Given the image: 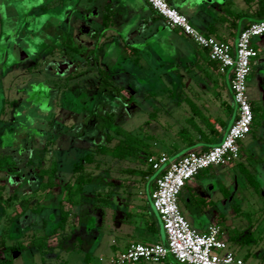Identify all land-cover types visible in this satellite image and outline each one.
<instances>
[{"label":"rangeland","instance_id":"obj_1","mask_svg":"<svg viewBox=\"0 0 264 264\" xmlns=\"http://www.w3.org/2000/svg\"><path fill=\"white\" fill-rule=\"evenodd\" d=\"M74 6H77L75 0H0V154L15 148L19 157L24 159L34 157L33 161L37 164L36 152H27L25 157V147L32 143L33 137L37 136L40 140L42 137V141H50L45 155V165L49 166L56 161L58 181L65 182L69 172L74 171V165L85 154L90 153L93 155V162L85 163L83 171L107 179L106 184H96L93 189L102 194L113 193V202L110 206L99 207V210L92 209L88 202L83 204L81 216L86 221V228L80 227L77 230L79 235H71V239L67 240V248L57 247L61 238L51 226H24L25 223L22 221L17 224L12 222L6 226L1 223L0 242L4 240L6 246L0 245V260L5 258L6 247L15 246L18 241L23 245V249L8 253L13 264H106L107 258L114 254L110 246L113 240H116L117 246L120 247L125 241L140 240L139 237L142 242L153 243L163 235V230L147 227L151 214L157 218V215L150 211L151 193L150 185H147L148 181L127 171L132 168L141 169L144 166L136 159L119 160L111 156L110 150L118 142L119 136H115L112 142H106L105 131L103 129L100 131L101 120L99 116L96 117L97 115L101 116L107 110L113 111L116 122L125 130L139 135L149 144L157 140L161 147L169 149L172 137L169 136L170 133L162 132V125L173 124L172 119L183 116L187 105L182 100L183 97H192L200 105L204 115L218 117L226 128L233 124L234 113L237 111L233 94L226 98L231 88V69L227 70L226 75L215 74L217 83L214 85L202 78L199 69L191 70L189 75L196 79L193 78L194 82L191 86L183 88L184 93L176 86V82L169 78L173 75L179 78L187 75L186 70H180L168 72L166 79L163 71H142L140 72L142 80L133 81L137 85L132 87L135 92L130 87H126L122 91L124 98L116 93V96L104 95L101 93L103 91L100 92L103 90L100 86L101 81H83L81 77L74 88L65 92L63 90L60 96L58 88L55 87L58 82L56 76H64L65 73L60 71L54 73L52 69H48L52 59L35 63L31 57L22 58L21 51H29L33 54L35 50L32 48L36 49V45L45 40L50 42L49 46H53L58 41H63L62 44L68 41L66 23ZM258 38L261 37L256 39ZM72 45H76V42H72ZM86 46L90 47L89 44ZM255 68L253 67L247 80L248 95L252 99L260 97L255 87L254 79H257L258 72ZM151 75L155 77L151 79ZM221 89L224 94H219ZM82 90H86V93H82ZM87 91L93 94H87ZM131 94L134 95L135 101L128 104L126 101ZM56 97L58 101H55ZM14 99L17 102L13 106ZM78 99L84 101L77 104ZM112 99L115 102H112ZM224 99L227 100V104L223 103ZM70 100H74L75 105L71 102V106L68 107L67 103ZM117 103L122 104L121 109L116 105ZM205 103L206 107L203 108L202 105ZM61 105L66 106L67 111H62ZM151 112L154 116L150 119ZM164 115L168 119H163ZM258 115L252 132L240 142L244 154L241 160L230 167L212 166L201 171V174L210 173L211 182L215 184L216 189L206 197L212 202L209 208L199 199L200 208L210 220L211 212L217 211L220 215L218 219L227 234L229 249L243 258L250 251L261 255L264 252V113L262 109L258 110ZM53 117L57 119L52 128L49 122H52ZM104 143L108 146L109 152L98 153L97 147ZM38 144L42 145L41 142ZM239 162L256 175L260 183L259 192L246 181L237 165ZM154 176V172L151 173V177ZM197 177L198 175L195 178ZM135 182L139 186L135 185ZM0 183L4 184L3 181ZM224 185L230 189V198H225L221 191ZM205 190L208 191V187ZM9 191L10 189L7 190ZM116 193L124 194L127 204L133 202L134 208L130 204L122 211L123 213L116 210L114 207L119 203L115 199ZM42 195L37 194L39 197ZM32 196L35 195H27V198ZM87 198H91V195H87ZM184 203L181 197L180 208L185 209ZM235 207L241 209L237 210ZM65 209L72 214L65 226L67 231L69 225L78 224L80 209L71 206L68 202L65 203ZM6 210L8 217L13 218L14 208L10 206ZM128 214L130 216H127ZM74 231L76 233V229ZM241 231L252 234L257 243L239 246L236 242L228 240L232 234ZM91 232L98 236V244L91 243L92 239L87 238ZM44 235L49 236L50 246L41 252L32 245L31 238ZM75 235L80 236V240H76ZM87 253H90L91 262L85 260ZM100 255H104L103 261L99 260ZM261 255H250L248 263L264 264Z\"/></svg>","mask_w":264,"mask_h":264},{"label":"crops","instance_id":"obj_2","mask_svg":"<svg viewBox=\"0 0 264 264\" xmlns=\"http://www.w3.org/2000/svg\"><path fill=\"white\" fill-rule=\"evenodd\" d=\"M167 2L179 12L186 15L191 23L201 32L205 34L211 33L210 35L227 41L231 45H235L240 31L249 23L260 20L258 18V12L264 0H167ZM75 3L77 6L72 7L70 10V16L66 23L68 25V27L66 26V31L69 35L68 38L73 43L76 42L75 46H78L82 51L79 53L70 52L62 44L63 41L55 43L53 46L56 51L50 63V68L54 72L60 71L65 73V75H68V79H71V72L74 74L83 69L85 73L81 77L84 81H101L100 86L103 87V81L99 72L100 70L108 71L114 79L112 86L130 87L133 92H135L133 88L137 86L133 81L142 80L140 79V74L142 75L140 72L142 71H163L165 72L166 79L168 72L186 70L187 75L183 78L169 75L170 80L175 81L176 86L182 89V93H184L183 88L191 86L193 84L192 82H194L193 78L196 79L195 77L191 78L189 75L193 69H199L202 73V78L208 81L209 84L214 85L217 83L214 75L220 72L206 64V59L208 58L206 57L207 53L193 43L179 29L167 25L164 19L150 7L147 0H75ZM108 8L112 13V20L105 27L103 25V17ZM248 17H254L255 19L249 20L247 19ZM87 44L90 47H87ZM254 44L258 56L252 61L250 75L253 67H256L255 69L258 70L257 79L254 80L256 81L255 87L259 91L258 80H261V75L264 74V36L256 39ZM127 48L137 49V54L127 56L125 53ZM226 73L227 71L222 74L226 75ZM153 77L155 76H150L151 79ZM75 84H77L75 80H72L68 85L74 88L76 86ZM229 91L230 93L226 95V98H229L233 94L232 85ZM87 92V94H93L91 91ZM101 93L107 95L110 94V91L105 90ZM219 94H224L222 89ZM182 100L187 103L183 116L181 115L177 119H172L174 121L173 124L166 125L163 123L162 125V132L170 133L169 136L172 137V140H170V148L166 149L165 147H161L157 140L150 143L151 150L155 154H157L156 152H164L168 155L170 161L179 159L191 150L202 151L218 144L229 129V127L226 128L220 123L218 117L213 118L212 116L204 115L201 112L202 108L192 97L185 96ZM250 101L253 102V99L250 98ZM223 103L227 104L228 102L224 99ZM193 104L196 111L192 108ZM202 107H206V103ZM202 114L210 118V127L203 123L201 119ZM162 118L168 119L166 115L162 116ZM213 128L219 131L218 136L213 135ZM199 129L201 132L198 131ZM181 130L186 132L184 137L181 136L182 133H179ZM243 155L241 146L240 160L243 158ZM230 166H224L222 168ZM17 169L18 172L16 171ZM17 169L13 174L7 173L8 175L1 179L6 184V188L10 190L18 188L23 198H27V195H35V198L41 201L45 196V192L37 191L34 193L29 189L32 186H37L38 179L30 175V185H22L25 183V178L27 177L25 161L19 160ZM162 169L155 171L153 178L150 175L144 179V181H148L147 185H150V193ZM209 174L208 172H203L197 178L189 181L180 195V200L182 197L185 201V209L181 208L182 212L184 211L183 214L193 224V227L198 230H205L212 224L223 226L218 219L220 215L217 214V211L213 210L211 212L212 217L210 220L207 219V215L200 208L202 202L205 204V207L209 208L211 200L206 197L212 190L214 191L216 189L215 184L211 182ZM135 185L138 184L135 182ZM206 187H208V191L205 190ZM221 191H223L225 198L231 197V192L227 185H224ZM37 194L43 195L39 197ZM114 195L116 201L118 200L119 202L115 207L113 206L116 210L122 212L130 204L134 208L135 204L133 202L127 204L123 196L124 194L116 193ZM199 199L201 203H199ZM150 202V211L155 213L157 218H155L154 214H151L147 227L153 230L160 229L164 231L160 217L152 206L151 198ZM57 207L56 201L52 199L49 206L40 214L33 215L31 213H25L22 217L12 222L17 224L22 221L25 223L23 224L24 226H51L53 229L59 226L60 222V214ZM13 208L15 210L14 215L21 212V208L17 206ZM235 208L237 210L241 209V207ZM127 216L130 215L128 214ZM1 223L5 225L2 217L0 218ZM80 227L86 228L85 221L81 222L80 219L78 224L67 227L66 232L68 234L71 233L70 239L71 235H79L77 233L79 231L77 230ZM75 229L76 233L74 231ZM223 233L227 237L226 232ZM75 237L76 240H80L81 238L76 235ZM87 238L92 239L91 243L98 244V236L95 233L91 232ZM138 239L141 240V237ZM133 241H125L119 247L117 246V241L113 240L110 246L113 248L114 254L108 257L107 260L109 261L116 254L120 253ZM158 241L166 242L165 231L163 235L158 237ZM89 254H86L85 260L91 262V256ZM247 255L248 257L245 260L248 262L250 255L257 256L261 254L250 251ZM103 256L100 255L99 260L103 261ZM168 259L172 261L171 256Z\"/></svg>","mask_w":264,"mask_h":264},{"label":"built area","instance_id":"obj_3","mask_svg":"<svg viewBox=\"0 0 264 264\" xmlns=\"http://www.w3.org/2000/svg\"><path fill=\"white\" fill-rule=\"evenodd\" d=\"M147 2L167 25L179 29L206 50L220 73L231 69L233 102L237 111L233 124L218 144L202 151L191 150L172 161L164 152L147 158V164L154 171L163 168L155 180L151 201L162 222L166 242H130L106 264H249L229 249L222 226L212 224L205 230L196 229L183 214L179 201L186 184L201 171L212 166H230L241 158L240 142L250 134L254 120L247 84L252 61L258 54L253 41L264 36V18L244 27L235 45H231L201 32L167 0Z\"/></svg>","mask_w":264,"mask_h":264},{"label":"trees","instance_id":"obj_4","mask_svg":"<svg viewBox=\"0 0 264 264\" xmlns=\"http://www.w3.org/2000/svg\"><path fill=\"white\" fill-rule=\"evenodd\" d=\"M258 18L263 19L264 18V3L260 5V10L258 12ZM112 20V13L108 10L104 14L103 17V25L107 27ZM211 33H207V35H210ZM70 52L79 53L82 50L75 45H72V40L69 39L68 41L64 42L63 44ZM35 50V48H32ZM204 50V49H202ZM206 52V50H204ZM127 56H133L137 54V49L127 48L125 51ZM207 53V52H206ZM208 57V56H207ZM206 64L211 66L216 71H219L218 65L211 61L209 58L206 59ZM101 74V78L103 81V90L101 91H110V93H116L119 94L121 97L124 98V94H122L123 89L125 87H115L112 86L113 82V76L108 72L104 70H100L99 72ZM55 87L59 90V95H61V92H65V90H68V87H65L62 89L61 86L58 84H55ZM80 97V95H78ZM135 97L133 94L127 98V103L131 104L135 100ZM56 101V100H55ZM58 101V98H57ZM58 103V102H56ZM252 104V110H253V125L255 124V121L258 120V108L255 106L253 102ZM193 110H195V106L193 104L192 106ZM71 109V108H69ZM64 110L67 111L66 108ZM235 115V113H234ZM100 117L101 124L100 128L105 131V141L106 142H112L115 136H119V140L117 143L113 145V147L110 150L111 156L115 159L119 160H130V159H136L140 161V163L144 166V168L137 169L132 168L128 169L127 171L131 174L139 175L141 178L145 179L151 175V173L155 172L151 166H145L147 164V158L150 155H154L155 152L151 150V145L146 142L145 139L140 137L139 135L134 134L132 131L125 130L121 125L116 123L114 115L112 113L105 114V115H97L96 117ZM153 112L150 113V119L153 117ZM202 121L204 124H206L208 127H210V118L202 115ZM37 124V123H35ZM51 126V124L49 123ZM253 129V126H252ZM13 130V129H12ZM107 131V132H106ZM201 132V130H198ZM213 135L218 136L219 131L215 128L212 129ZM179 133H182V137L185 136L186 132L181 130ZM32 143L27 145L25 147L26 154L27 152L33 151L35 153V157H37L38 163L36 164L33 160V158H23L19 157L16 153V149L13 148L11 150H8L5 153L0 154V181L8 174H13L14 172H18L17 166L19 163V160L25 161L26 164V173L27 177L25 178V183L22 185H30V175L34 176V178L38 179L37 186L29 188L32 192L42 191L45 192V196L41 201L36 200L35 196L29 197V198H23L21 194L18 191V188L14 190H10L7 192L6 184L0 183V217H4V223L5 226L8 224H11L12 221L16 220L19 217H22L25 213H31L33 215H38L42 211L46 209L47 206H49L51 200H55L57 203V208L60 214V223L59 226L55 228V233L57 232L59 234L60 241L58 243L57 247H66L67 248V240L70 238L71 233H66L65 226L67 225L69 218L71 217V212L69 210L65 209V203L68 202L73 207H79L80 209V221H85L83 217L81 216L83 213L81 212V207L83 204H86L87 202L92 207V209L99 210L98 208L105 205L110 206L112 204V195L113 193L107 192V194H102L98 191H95L93 189L94 185L96 184H106L108 181H106V178L102 179V176H92L89 173H85L84 170V164L85 163H92L93 162V155L90 153L85 154L80 161H78L74 165V171L69 172V175L65 182H58V166L56 161L52 162L49 166L45 165L46 157L45 155L48 152V146L50 145V141H42L40 138L33 137ZM42 145H39L40 143ZM45 143V144H44ZM98 153L107 154L109 152L108 146L104 143L99 145L98 147ZM237 165L240 168V171L244 175L246 181L251 185V187L256 190L257 192L260 191V183L257 179L256 175L250 171L242 162L237 163ZM17 170H16V169ZM16 170V171H15ZM8 173V174H7ZM199 173L198 175H200ZM110 184V183H109ZM24 187V186H23ZM87 195H91V198H87ZM105 195V197L103 196ZM19 207L21 208V212L14 215L13 218L8 217L9 214L7 213L6 208L7 207ZM86 224V221H85ZM222 231L225 232L224 227L222 226ZM49 236H33L31 238V243L34 247L38 249V251H45L50 246L49 243ZM229 241L236 242L239 246L244 245H254L257 243V240L253 237L252 234L246 232H237L232 234L229 238ZM0 245L5 247L6 242L4 240H1ZM23 249V245L17 243L15 246L6 247L5 251V258L3 260H0V264H13V260L8 256V253L10 251H17ZM248 255H245L244 259H247ZM261 260L264 263V254L261 256ZM144 264V263H139Z\"/></svg>","mask_w":264,"mask_h":264},{"label":"flooded vegetation","instance_id":"obj_5","mask_svg":"<svg viewBox=\"0 0 264 264\" xmlns=\"http://www.w3.org/2000/svg\"><path fill=\"white\" fill-rule=\"evenodd\" d=\"M49 44H50V42L49 41H47V40H45V42H43V43H41V44H39V45H36V49H35V52L32 54L31 52H29V51H21V57L22 58H27V59H29L30 57L31 58H33L32 60H34V62L35 63H40V62H43V61H45L46 59H48V58H50V59H52L53 58V56H54V53H55V51H56V49H55V47H53V46H49ZM257 56H258V54H257ZM45 63V62H44ZM49 70L51 69L50 68V66H49V68H48ZM54 72V71H53ZM55 73V72H54ZM85 72L83 71V69L82 70H79L78 72H76V73H74V74H72V72H71V79H68V75H64V76H61V75H58V76H56L58 79H56L58 82H56V84H58L59 86H61L62 87V89H64L65 87H69V89L68 90H70V89H72L73 87H71L70 85H68V84H70V82L72 81V80H75V82L77 83V82H79L80 81V79L82 78L81 76L84 74ZM81 77V78H80ZM261 80H258L259 81V83H258V86H259V94H260V97L258 98V99H256V98H253V103L255 104V106L258 108V110H261L262 109V111H263V113H264V74L263 75H261V78H260ZM84 81V80H83ZM59 92V91H58ZM83 92H85L86 93V90H82V93ZM109 95H111V96H116V94H114V93H111V94H109ZM61 96V95H60ZM80 98V97H79ZM55 100H57V97L55 98ZM73 101L74 100H70L69 101V103H67V106L69 107V106H71L70 104H71V102L73 103ZM82 101H84V100H82ZM81 100H77L76 101V103L78 104V102H82ZM114 100L112 99V102H113ZM16 102H17V100L16 99H14L13 101H12V103H13V106L16 104ZM115 102V101H114ZM129 104V103H128ZM73 105H75V102L73 103ZM117 106L119 105V108L121 109L122 108V104H120V103H117L116 104ZM62 106V105H61ZM117 106H116V108H117ZM62 109V111H65L64 110V108H66V106H62L61 107ZM118 108V109H119ZM104 114L103 115H105V114H110V113H112L113 115H114V118H115V121H116V116H115V112H113V111H110V110H107V112H103ZM13 114V113H12ZM56 117H53V120H52V122H49L50 124H51V126H52V128H53V125H54V122L56 121ZM57 124H58V121L56 122ZM117 123V122H116ZM100 131H102L101 130V128H100ZM251 132H252V130H251ZM250 132V133H251Z\"/></svg>","mask_w":264,"mask_h":264}]
</instances>
